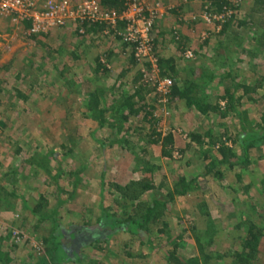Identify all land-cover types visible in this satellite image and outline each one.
<instances>
[{"label": "rangeland", "instance_id": "1", "mask_svg": "<svg viewBox=\"0 0 264 264\" xmlns=\"http://www.w3.org/2000/svg\"><path fill=\"white\" fill-rule=\"evenodd\" d=\"M143 1L159 3L156 72L150 63L137 64L132 48L114 29L104 33L105 25L80 35L71 21L33 34L32 21L0 16V264H42L43 239L61 232L68 239L73 227L98 222L103 213L123 214L119 184L150 179L155 188L144 198H162L181 176L195 178L198 186L168 204L164 232L158 231L162 222L150 232L121 229L107 241L83 243L79 258L55 264H264V231L249 261L237 256L251 251L243 247L249 221L264 225V142L251 150L247 168L220 166L221 179L202 175L210 158L219 157L218 147L199 146L191 135L211 127L218 144L227 141L242 156L229 139L241 129V117L203 115L158 90L169 77L220 95L225 86L261 80L263 93L264 3L229 0L220 13L217 0ZM205 11L217 17L208 22ZM188 50L192 58L185 57ZM97 89L106 92L108 103L115 97L121 103L120 93L133 96L139 113L121 130L108 126L114 120L107 113L108 123L100 127L88 109ZM262 107V101L250 105L244 99L240 109L259 118ZM170 133L174 143L167 156L163 144L152 140Z\"/></svg>", "mask_w": 264, "mask_h": 264}, {"label": "trees", "instance_id": "2", "mask_svg": "<svg viewBox=\"0 0 264 264\" xmlns=\"http://www.w3.org/2000/svg\"><path fill=\"white\" fill-rule=\"evenodd\" d=\"M103 3L107 9L121 11L124 8L123 0H121L120 3L118 0H103ZM255 3L257 5H262L264 0H255ZM229 4V0H217L216 3L220 13L230 7ZM259 10V12L262 13L260 24L264 30V10L261 6ZM230 23L231 22L228 21L224 26L226 27L230 25ZM244 23L245 21L238 22L239 25ZM94 24L95 23H84L83 26H85L88 32ZM30 25H28V27H30ZM75 31L80 34L77 29ZM169 61L171 62V59ZM223 77L225 78L226 76L223 75ZM262 85L261 80H257L254 84L247 82L240 84L236 82L225 86L223 94L220 95L216 91L212 92V90H209L206 86L194 83L189 79H184L180 82L174 81L168 94L172 99L185 100L190 108L197 110L203 115H210L212 113L215 117H219L223 120L227 116L233 114L242 119L241 129L229 138L234 145L240 147L242 156H238L234 146L227 144V141H222L218 144L220 138L215 135L214 129L211 127L203 135L197 133L191 135V141L196 142L199 146L207 144L208 147L215 145L218 147L219 157L215 156L210 158L209 162L205 165V170L202 172V175H213L217 179H221L224 176V171L220 166L227 165L231 168L239 167V169L248 167L250 164L251 150L262 145L264 142V92L260 93L258 91ZM240 88L242 90L241 93L238 92ZM120 94L123 101L119 104H117L119 97H115L108 103L106 92L102 89H97L90 95L91 98L88 109L92 111L100 127L107 125V113L111 114L110 116L114 120L110 122L108 126L119 130L126 125L131 115H137L139 113V109L134 107L132 101L133 96H122L123 94ZM212 97H216L215 101L212 100ZM244 99L250 103V105L262 101L263 107L259 109V118H249L247 117L248 109H240L243 107ZM219 100L226 101L225 107L220 106ZM152 141L156 143L161 142L163 144L164 154L167 156L171 155L169 146H173L174 143V138L171 133L163 138H161V134H158V137ZM237 176L241 177V173L238 172ZM262 184L264 185V178H262ZM197 186L195 178L188 180L187 177L181 176L178 178L177 182L174 183L172 189L163 192L162 198L150 197L147 199L144 198V196L155 188V184L150 179H133L125 185H117V190H119L123 198L126 199L123 205L127 209L123 214L112 212L103 213L98 221L100 224H98V222L79 224L73 227L74 230L69 234L68 239H63L64 236L62 232L58 235L43 239V242L46 244V255L42 258V264H55L59 260L66 261L79 258L78 249L83 243L107 241L111 235L121 229L135 232H150L153 225L162 222L164 226L159 228L158 231L164 232V228L167 226L165 215L167 213L168 204L172 202L176 196L186 195ZM118 199L119 198H117V200ZM261 215H264V213L262 212ZM103 218L104 220H102ZM102 221H105V224L102 225ZM249 222L250 225L246 231L247 234L243 238V247L251 251L248 253L249 255H247V257H244L243 252L237 253L239 261L241 262L249 261L248 256L256 253L260 238L264 231L262 222L258 223L252 219ZM210 242L211 240L205 241L206 244ZM66 244H69L72 248L71 252L66 248ZM162 245H164V243ZM173 259L176 263L180 262L178 258Z\"/></svg>", "mask_w": 264, "mask_h": 264}, {"label": "built area", "instance_id": "3", "mask_svg": "<svg viewBox=\"0 0 264 264\" xmlns=\"http://www.w3.org/2000/svg\"><path fill=\"white\" fill-rule=\"evenodd\" d=\"M158 11L159 3H146L143 0H126L121 11L107 9L99 0H81L76 5H72L71 0H43L41 4L37 0H0V16L16 15V20L20 18L32 21L29 33L38 34L71 21L76 22L77 30L81 34L86 31L84 23L105 25L104 33L114 29L122 42L132 48L137 64L143 66L150 63L154 72L158 70L153 38ZM216 15L205 11L203 17L210 22ZM219 18L221 19L222 15ZM120 23L124 24L123 29L118 28ZM193 56L192 51H186V58ZM142 71L145 72L144 76L149 75L146 69ZM154 76L153 73L151 79L158 83ZM173 83L172 78H165L159 81L158 90L168 95Z\"/></svg>", "mask_w": 264, "mask_h": 264}, {"label": "crops", "instance_id": "4", "mask_svg": "<svg viewBox=\"0 0 264 264\" xmlns=\"http://www.w3.org/2000/svg\"><path fill=\"white\" fill-rule=\"evenodd\" d=\"M172 60V59H171Z\"/></svg>", "mask_w": 264, "mask_h": 264}]
</instances>
